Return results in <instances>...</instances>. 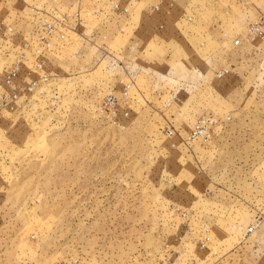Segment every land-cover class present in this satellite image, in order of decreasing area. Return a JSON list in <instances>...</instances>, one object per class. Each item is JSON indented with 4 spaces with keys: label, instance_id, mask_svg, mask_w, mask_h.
Instances as JSON below:
<instances>
[{
    "label": "rangeland",
    "instance_id": "rangeland-1",
    "mask_svg": "<svg viewBox=\"0 0 264 264\" xmlns=\"http://www.w3.org/2000/svg\"><path fill=\"white\" fill-rule=\"evenodd\" d=\"M0 264H264V0H0Z\"/></svg>",
    "mask_w": 264,
    "mask_h": 264
}]
</instances>
